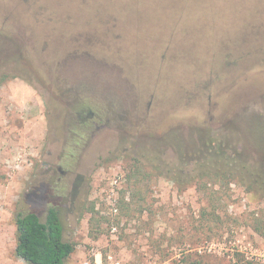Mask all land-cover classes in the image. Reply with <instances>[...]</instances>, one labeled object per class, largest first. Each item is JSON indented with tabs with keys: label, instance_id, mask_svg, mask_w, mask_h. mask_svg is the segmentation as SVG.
<instances>
[{
	"label": "rangeland",
	"instance_id": "1",
	"mask_svg": "<svg viewBox=\"0 0 264 264\" xmlns=\"http://www.w3.org/2000/svg\"><path fill=\"white\" fill-rule=\"evenodd\" d=\"M0 43L24 75L0 87V264L49 207L67 264H264V201L187 180L264 124V0H0Z\"/></svg>",
	"mask_w": 264,
	"mask_h": 264
},
{
	"label": "trees",
	"instance_id": "2",
	"mask_svg": "<svg viewBox=\"0 0 264 264\" xmlns=\"http://www.w3.org/2000/svg\"><path fill=\"white\" fill-rule=\"evenodd\" d=\"M21 56L20 53L11 51L2 58L0 87L12 79L24 76L14 72L15 68H5L8 62L22 59ZM232 129L237 136L233 140L236 143L229 142L222 136H211V142L215 146L204 151L198 172L189 174L187 180L199 186L213 183L228 187L235 183L264 201V124H233ZM249 137L252 138V145L261 153L260 156L251 157ZM255 215H251V226L264 237V218ZM14 222V253L26 264H67L68 258L75 252L76 244L65 239L64 225L56 207L47 209L44 220L35 210H20L15 214Z\"/></svg>",
	"mask_w": 264,
	"mask_h": 264
},
{
	"label": "flooded vegetation",
	"instance_id": "3",
	"mask_svg": "<svg viewBox=\"0 0 264 264\" xmlns=\"http://www.w3.org/2000/svg\"><path fill=\"white\" fill-rule=\"evenodd\" d=\"M75 114H77L78 116L81 115V113L84 114V117H82V121L85 122V124L88 123L89 120L91 119H94V118H97V114L95 111H91V110H88L87 112L84 110L83 112H80V111H75L73 112ZM95 124H97V122L93 121ZM60 159V158H59ZM59 172L62 174V175H65L68 170H63L61 166H59L58 168ZM80 176H78L79 178Z\"/></svg>",
	"mask_w": 264,
	"mask_h": 264
},
{
	"label": "built area",
	"instance_id": "4",
	"mask_svg": "<svg viewBox=\"0 0 264 264\" xmlns=\"http://www.w3.org/2000/svg\"><path fill=\"white\" fill-rule=\"evenodd\" d=\"M82 264H92V262H90L89 260H84Z\"/></svg>",
	"mask_w": 264,
	"mask_h": 264
}]
</instances>
